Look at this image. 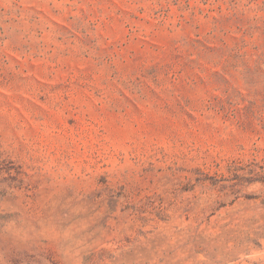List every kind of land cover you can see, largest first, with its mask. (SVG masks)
<instances>
[{
    "label": "rangeland",
    "instance_id": "374dc122",
    "mask_svg": "<svg viewBox=\"0 0 264 264\" xmlns=\"http://www.w3.org/2000/svg\"><path fill=\"white\" fill-rule=\"evenodd\" d=\"M0 264H264V0H0Z\"/></svg>",
    "mask_w": 264,
    "mask_h": 264
}]
</instances>
